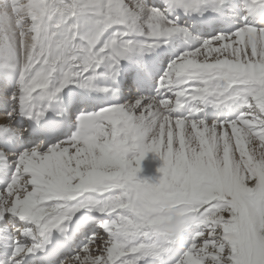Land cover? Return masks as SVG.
I'll return each instance as SVG.
<instances>
[{
    "label": "snow or ice",
    "instance_id": "snow-or-ice-1",
    "mask_svg": "<svg viewBox=\"0 0 264 264\" xmlns=\"http://www.w3.org/2000/svg\"><path fill=\"white\" fill-rule=\"evenodd\" d=\"M0 264H264V0H0Z\"/></svg>",
    "mask_w": 264,
    "mask_h": 264
},
{
    "label": "rangeland",
    "instance_id": "rangeland-1",
    "mask_svg": "<svg viewBox=\"0 0 264 264\" xmlns=\"http://www.w3.org/2000/svg\"><path fill=\"white\" fill-rule=\"evenodd\" d=\"M81 163L88 164L91 163V160L89 158H85V160L81 161ZM162 165L163 161L154 153H150L144 161L142 171L138 173V176L141 179H148L150 182H155L160 176L158 169ZM177 259H179L178 256Z\"/></svg>",
    "mask_w": 264,
    "mask_h": 264
},
{
    "label": "bare ground",
    "instance_id": "bare-ground-1",
    "mask_svg": "<svg viewBox=\"0 0 264 264\" xmlns=\"http://www.w3.org/2000/svg\"><path fill=\"white\" fill-rule=\"evenodd\" d=\"M225 112H226V110H225ZM98 227V226H97Z\"/></svg>",
    "mask_w": 264,
    "mask_h": 264
}]
</instances>
